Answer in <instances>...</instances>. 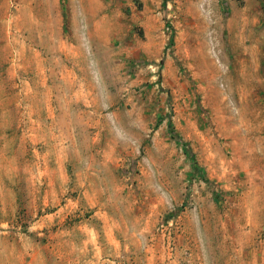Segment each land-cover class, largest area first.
<instances>
[{
    "label": "rangeland",
    "instance_id": "rangeland-1",
    "mask_svg": "<svg viewBox=\"0 0 264 264\" xmlns=\"http://www.w3.org/2000/svg\"><path fill=\"white\" fill-rule=\"evenodd\" d=\"M0 264H264V0H0Z\"/></svg>",
    "mask_w": 264,
    "mask_h": 264
}]
</instances>
